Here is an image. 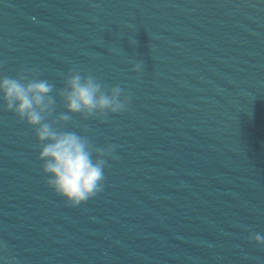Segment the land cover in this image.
<instances>
[{"label":"water","instance_id":"obj_1","mask_svg":"<svg viewBox=\"0 0 264 264\" xmlns=\"http://www.w3.org/2000/svg\"><path fill=\"white\" fill-rule=\"evenodd\" d=\"M22 69L54 86L47 122L118 159L70 207L0 101V264H264V0H0V75ZM70 69L126 110L67 113Z\"/></svg>","mask_w":264,"mask_h":264},{"label":"clouds","instance_id":"obj_2","mask_svg":"<svg viewBox=\"0 0 264 264\" xmlns=\"http://www.w3.org/2000/svg\"><path fill=\"white\" fill-rule=\"evenodd\" d=\"M137 65L133 70L139 71ZM25 81H27L25 83ZM53 85L39 78L35 71L21 70L19 78L0 75V101L5 110L13 113L22 122L35 129L40 145L39 160L47 177V185L70 207H77L96 197L104 189V169L107 161L103 157L115 155V147L92 149L85 137L74 131H60L56 125L67 123L71 116L61 114L57 121H46L54 110L55 101L50 95ZM60 95L67 113L80 114L89 119L96 114L107 117L126 110L130 97L121 99L119 86L106 90L92 75L84 76L70 69ZM250 241L264 246V236L254 234Z\"/></svg>","mask_w":264,"mask_h":264}]
</instances>
